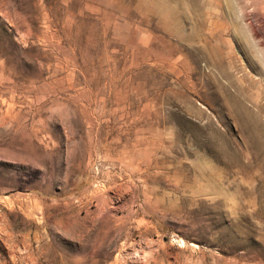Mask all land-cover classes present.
<instances>
[{
    "label": "rangeland",
    "instance_id": "rangeland-1",
    "mask_svg": "<svg viewBox=\"0 0 264 264\" xmlns=\"http://www.w3.org/2000/svg\"><path fill=\"white\" fill-rule=\"evenodd\" d=\"M20 259L264 264V0H0Z\"/></svg>",
    "mask_w": 264,
    "mask_h": 264
},
{
    "label": "bare ground",
    "instance_id": "bare-ground-1",
    "mask_svg": "<svg viewBox=\"0 0 264 264\" xmlns=\"http://www.w3.org/2000/svg\"><path fill=\"white\" fill-rule=\"evenodd\" d=\"M258 33H259V32H258ZM10 239L12 240V238H10ZM14 241H15V240H14ZM16 242H17V241H16ZM14 243H15V242H14ZM17 244H18V243H17ZM26 245H27V244H26ZM12 246H13V245H12ZM12 246H11V247H12ZM31 246H32V245H31ZM29 247H30V246H28V248H29ZM16 248H17V247H16ZM26 248H27V246H24V245H23L22 248L20 247L19 250H18V249H17V250L20 252V251H22V249H23V251H24V249H26ZM10 250H11V249H10ZM15 250H16V249H15ZM31 250H32V248H31ZM31 250L29 249V251H31ZM13 251H14V250H13ZM18 251H17V252H18ZM23 251H22V252H23ZM22 252H20V254H21ZM26 253H27V252H26ZM29 253H30V252H29ZM20 254H19V255H20ZM27 254H28V253H27ZM13 255H15V254L13 253ZM30 255H31V254H30ZM30 255H29V256H30ZM20 256H21V255H20ZM13 257H14V256H13ZM21 257H23V256H21ZM32 257H33V256H32ZM26 258H27V257H26ZM14 259H15V258H14ZM14 259H13V260H14ZM23 259H25V258H23ZM26 260H27V259H26ZM28 261H29V260H28ZM30 261H31V260H30ZM20 262H21V259H20ZM16 263H17V261H16ZM28 263H29V262H28ZM36 263H37V262H36ZM21 264H22V262H21ZM31 264H32V263H31Z\"/></svg>",
    "mask_w": 264,
    "mask_h": 264
}]
</instances>
